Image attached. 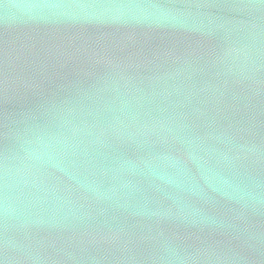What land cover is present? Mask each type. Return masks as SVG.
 Listing matches in <instances>:
<instances>
[{
	"label": "water",
	"instance_id": "95a60500",
	"mask_svg": "<svg viewBox=\"0 0 264 264\" xmlns=\"http://www.w3.org/2000/svg\"><path fill=\"white\" fill-rule=\"evenodd\" d=\"M0 264H264V0H0Z\"/></svg>",
	"mask_w": 264,
	"mask_h": 264
}]
</instances>
